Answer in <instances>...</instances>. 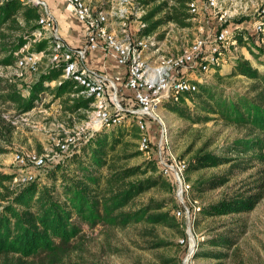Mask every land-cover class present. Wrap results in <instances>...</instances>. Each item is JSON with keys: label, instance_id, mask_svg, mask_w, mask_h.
<instances>
[{"label": "trees", "instance_id": "1", "mask_svg": "<svg viewBox=\"0 0 264 264\" xmlns=\"http://www.w3.org/2000/svg\"><path fill=\"white\" fill-rule=\"evenodd\" d=\"M145 4L149 9L143 17L147 23L143 33L153 32L168 22L183 27L191 24L186 0H145ZM38 17V8L33 4L6 0L0 5V66L13 64V52L24 44L26 35L36 27ZM237 39L240 46H247L251 55H255L253 48L264 53V42L256 33L245 40L238 35ZM45 46L46 41H42L35 48L41 50ZM61 73L62 63L40 72L28 86L27 96L14 81L0 75V101L11 102L23 113L31 110L42 94L48 93L61 101L66 114L86 119L92 98L80 94L72 96L78 89H74L71 80L54 86L44 84L59 79ZM238 75L249 80L243 92L227 91L219 88L218 83L199 84L197 91L186 96L193 103L195 113L188 111L185 96L167 103L168 110L192 123L217 116L224 124L241 131V136L225 144L220 152L209 148L211 139L193 151L185 172L186 180L191 183V194L223 187L235 175L251 170L255 162L261 165L233 192H225L216 202L201 206L196 216L245 214L264 197V69L259 70L249 59L238 56L230 73L220 76L219 71L216 72L221 80ZM146 123L152 142H156L148 118ZM116 127V131L110 133L95 132L79 145V153L47 163L42 168L47 183L35 179L16 184L12 182L15 175L0 172V264H64L67 254L81 249L75 243L81 238L83 224H102L115 229L142 223L146 225L143 236L158 238L153 235L157 226L174 228L184 236L172 213L176 207L174 181L159 173L155 156L129 165V159L143 154L139 149L140 131L136 126L128 129L124 123ZM12 130L13 126L5 124L0 117V153L7 151L2 142L8 141ZM221 165L226 166L223 173H202ZM152 189L170 195L135 204L136 199ZM169 203H174V208H168ZM217 229L215 227L205 240L206 248L203 243L199 250L197 248L194 258L222 261L230 256L243 230L215 232ZM154 245L164 247L168 243L158 239Z\"/></svg>", "mask_w": 264, "mask_h": 264}, {"label": "built area", "instance_id": "2", "mask_svg": "<svg viewBox=\"0 0 264 264\" xmlns=\"http://www.w3.org/2000/svg\"><path fill=\"white\" fill-rule=\"evenodd\" d=\"M5 1L0 0V5ZM20 1L35 5L39 17L24 44L13 52V64L0 66V75L12 69L19 76L24 73L38 76L44 60L42 71L62 63L60 78L44 84L54 86L69 79L74 89H78L72 96L80 94L92 101L83 127L71 130L58 140L56 149L49 155L16 151L13 154L16 167L42 169L49 161L63 160L78 152L79 145L95 132L128 121L140 131L139 149L144 157L150 160L155 156L159 173L174 181L176 207L172 213L189 223L201 206L198 199L192 197L191 183L186 180L187 165L170 153L163 157V128L159 142H154L153 147L146 118H154L164 101H178L180 96L188 99L186 96L198 90L207 72L220 71L229 62L233 64L239 56L237 36L247 39L244 30H249V25L263 43L264 0H186L189 20L198 18V33L175 52H165L156 30L143 33L147 26L143 17L149 9L145 0H100L97 6L88 0H64V10L74 15L82 26L84 42L79 46L62 36L58 19L47 0ZM105 3L110 4V9L104 7ZM42 41H46L45 48L37 50L35 45ZM93 52H100L126 67V77L118 74L110 77L106 71L88 65ZM124 89L130 91V95ZM35 179L33 172H26L15 175L12 182L25 184ZM188 238L190 247L182 264H193L196 243L193 234L188 233Z\"/></svg>", "mask_w": 264, "mask_h": 264}, {"label": "rangeland", "instance_id": "3", "mask_svg": "<svg viewBox=\"0 0 264 264\" xmlns=\"http://www.w3.org/2000/svg\"><path fill=\"white\" fill-rule=\"evenodd\" d=\"M54 11L60 12L64 16V20L68 23L70 20L62 8L64 0H47ZM91 5H99L100 0H88ZM53 6V7H52ZM104 7L110 9V4L105 3ZM61 8V10H60ZM60 10V11H59ZM117 20L115 18L112 19ZM190 20L191 24L187 27L179 26L175 23L168 22L156 29L158 37L163 41V49L165 52H175L180 49L182 44L186 45L198 33L199 22ZM74 20L66 30V24H61L63 28L61 32L75 33L72 39L76 42L83 40L81 26ZM60 28V27H59ZM67 31V32H66ZM245 34L250 36L254 33L249 25V30H244ZM255 55H251L246 47L239 46L237 54L249 59L254 67L259 70L264 69V53H258L253 48ZM46 60L40 67L45 68ZM233 64L226 63L219 71L220 76H225L232 70ZM1 74V73H0ZM3 76L14 81L22 90L24 96L29 94L28 86L35 81L37 75L24 73L22 76L14 74L13 70L3 71ZM218 83L219 88H224L227 91L243 92L249 80L243 76H235L232 78L223 77L218 79L216 72H207L201 84ZM41 100L34 103L31 110L27 112H18L11 102L0 101V117L7 125H12L13 130L7 142H2L6 152L0 153V172L7 174H24L33 172L36 179L43 182H48L44 175L43 169H19L13 161V154L16 151H35L37 153H47L48 155L56 149V143L71 130L80 129L90 115L91 109L86 111V119H81L77 115L66 114L63 110V105L59 99H53L48 93L41 95ZM168 101L162 102L156 110L155 117L148 118V123L152 127V132L156 135L158 143L161 136V128L165 130L164 140L161 144L162 155L168 157V153L172 154L176 159L187 161L198 147L211 139L210 149L215 152H220L225 144L230 143L233 139L241 136V131L232 126L226 125L224 122L213 116L208 121L194 122L185 119L178 114L171 112L167 108ZM186 105L191 113H195L193 103L186 99ZM126 128L135 127L134 124L126 121ZM118 127L112 129H103L104 133L116 131ZM101 131V130H100ZM136 142V141H135ZM155 142V143H156ZM154 147V142L152 143ZM82 146V145H81ZM191 149L188 151V149ZM80 150L76 153H79ZM155 148V153H157ZM147 160L144 155L133 157L127 161L129 165H134ZM53 163L54 161H49ZM52 165V164H50ZM255 166L244 173H239L231 178L230 182L225 186L212 191H207L202 194L194 193L192 197L198 199L200 206L216 202L225 192H233L241 186L244 178L249 173L258 170L261 165L255 162ZM226 166L221 165L216 168H209L202 173L205 175L223 173ZM196 175H193L195 177ZM13 181V179H12ZM176 189V187L174 188ZM176 191V190H175ZM174 191V196H175ZM168 192H162L152 189L136 199L135 204L140 205L146 203L150 198L159 199L168 197ZM174 203H169L168 208L172 209ZM176 204V203H175ZM194 215L188 223L186 219L176 218L180 229L184 232L182 236L174 228L165 226H157L153 235L158 236H143L142 231L145 224H132L125 228L110 229L102 224L90 226L82 225L81 238L75 244L80 245L81 249H75L67 254L63 261L64 264H182L183 258L188 253L190 239L188 233L193 234L196 243L193 251V264H264V197L257 206L250 212L245 214H232L228 216H212L205 217L203 215ZM240 219V222L236 220ZM217 227L222 229H235L236 233L243 230L238 239L237 245L232 250L230 256L222 261L213 258L195 257V251L203 247L206 248L205 240L212 234L213 229ZM189 228V229H188ZM204 236V239L200 238ZM185 239L180 243L181 239ZM163 239L168 245L164 247H155L157 240ZM80 243V244H79ZM172 259L171 262H166Z\"/></svg>", "mask_w": 264, "mask_h": 264}, {"label": "crops", "instance_id": "4", "mask_svg": "<svg viewBox=\"0 0 264 264\" xmlns=\"http://www.w3.org/2000/svg\"><path fill=\"white\" fill-rule=\"evenodd\" d=\"M62 1V0H61ZM62 8L64 9V1H62ZM53 7V6H52ZM54 9V7H53ZM61 10V8H60ZM59 10V11H60ZM54 11V10H53ZM65 11V10H64ZM61 12V11H60ZM58 11H54V14L56 15L57 19H58V24H59V27H60V32H61V29L63 28V26L61 24H66V30H68V27L70 26V23L73 24L74 20L81 26V24L76 20V18L74 17V15H71L69 14L67 11H65L66 15L65 16H68L69 18V22L67 23L64 19V16ZM64 18V19H63ZM75 22V23H76ZM67 32V31H66ZM81 33H82V37H83V32H82V26H81ZM62 36L67 40L69 41V43H71L72 45L74 46H79L81 45L83 42H84V37H83V40L81 42H76V39H72V37L75 36V33H68V34H65L63 33V31L61 32ZM88 65L96 68V69H99L100 71H106V73L112 77L113 75L115 74H118V75H121L123 78L126 77V67L124 66H121V65H118L114 60H112L111 58H105L102 53L100 52H93L89 55V58H88ZM124 92L128 95L130 91L124 89ZM130 95V94H129ZM129 103V101L127 102ZM219 232L220 229L218 230H215V232ZM227 259V258H225ZM225 259H221V260H225ZM216 260V259H215ZM219 260V259H218Z\"/></svg>", "mask_w": 264, "mask_h": 264}, {"label": "water", "instance_id": "5", "mask_svg": "<svg viewBox=\"0 0 264 264\" xmlns=\"http://www.w3.org/2000/svg\"><path fill=\"white\" fill-rule=\"evenodd\" d=\"M98 132V131H97Z\"/></svg>", "mask_w": 264, "mask_h": 264}]
</instances>
